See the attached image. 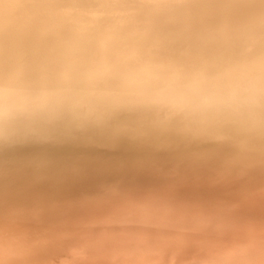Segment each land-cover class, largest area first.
I'll list each match as a JSON object with an SVG mask.
<instances>
[{"label": "bare ground", "instance_id": "6f19581e", "mask_svg": "<svg viewBox=\"0 0 264 264\" xmlns=\"http://www.w3.org/2000/svg\"><path fill=\"white\" fill-rule=\"evenodd\" d=\"M0 264H264V0H0Z\"/></svg>", "mask_w": 264, "mask_h": 264}]
</instances>
